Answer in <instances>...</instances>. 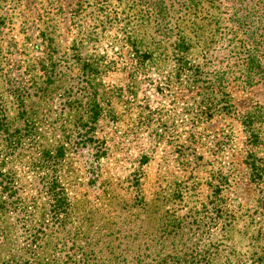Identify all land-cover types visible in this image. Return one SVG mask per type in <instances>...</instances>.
Wrapping results in <instances>:
<instances>
[{
    "label": "rangeland",
    "instance_id": "obj_1",
    "mask_svg": "<svg viewBox=\"0 0 264 264\" xmlns=\"http://www.w3.org/2000/svg\"><path fill=\"white\" fill-rule=\"evenodd\" d=\"M100 1L0 0L4 73L25 86L30 65L45 56L47 35L67 54L66 83L73 88L65 112L59 101L49 106L52 116L98 120L94 142L77 147L78 133H73L70 191L100 223L109 215L100 208L101 185L112 184L114 194L123 199L130 196L123 189L132 184L138 170L144 175L147 196L196 183L194 201L206 209L211 186L221 185L226 211L250 217L259 227L264 175L261 184L255 183L250 164L264 174V0H221L228 36L216 38L200 82L182 86L174 79L175 85L168 83L169 68L137 70L136 55L126 43L130 28L125 32L123 24L103 20ZM112 5L117 7L115 1ZM241 16L244 35L236 30ZM235 40L244 47L239 49ZM80 46L90 74L74 60ZM104 60L111 65L106 73ZM91 104L98 112H90ZM207 107L213 108L209 114ZM142 156L148 157L143 167ZM184 201L176 208L186 211L189 196Z\"/></svg>",
    "mask_w": 264,
    "mask_h": 264
},
{
    "label": "trees",
    "instance_id": "obj_2",
    "mask_svg": "<svg viewBox=\"0 0 264 264\" xmlns=\"http://www.w3.org/2000/svg\"><path fill=\"white\" fill-rule=\"evenodd\" d=\"M109 1H100L102 18L130 28L126 43L137 70L169 68L170 85L172 79L181 86L199 83L216 38L228 36L221 0H112L117 7ZM241 19L235 29L244 35ZM4 25L0 21V29ZM43 38L45 56L30 65L25 86L0 67V264H264V207L259 227L229 213L221 185L211 186L206 209L194 201L196 183L147 196L138 170L123 199L112 184L101 185L100 208L109 215L96 222L70 191L69 153L74 132L77 147L94 142L98 120L52 116L49 106L59 101L65 112L73 88L66 83L67 54L55 39ZM80 49L74 60L90 74ZM108 64L102 62L104 73ZM147 162L142 156L140 165ZM251 165L253 181L261 184L263 170ZM184 196L190 205L181 211L176 207Z\"/></svg>",
    "mask_w": 264,
    "mask_h": 264
}]
</instances>
